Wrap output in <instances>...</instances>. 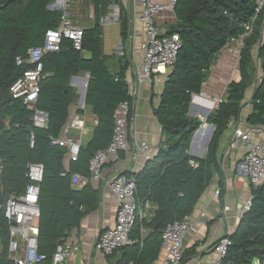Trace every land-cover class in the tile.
<instances>
[{"label": "trees", "instance_id": "16d2710c", "mask_svg": "<svg viewBox=\"0 0 264 264\" xmlns=\"http://www.w3.org/2000/svg\"><path fill=\"white\" fill-rule=\"evenodd\" d=\"M87 1L93 7V20L84 26L81 49L73 48L71 39L63 36L59 50L46 52L40 60L36 106L48 114L47 126L40 128L32 123L31 109L13 98L9 87L23 71L34 67L28 62L17 65L16 57L42 45L45 31L57 27L63 11L48 8L55 0H0V264H11L7 259L9 237L3 205L27 184L29 163L43 165L37 245L45 259L38 264H51L57 244L99 205V189L89 181V160L109 143L118 103L131 100L126 80L129 57L123 53L112 62L111 56L104 53L101 19L114 3L125 48L129 18L120 0ZM254 10L255 0H177L175 22L166 31L177 33L181 46L163 82L160 101L152 108L161 135L166 138L139 170L124 172L135 180V199L140 209L145 213L148 203L150 214L136 219L130 235L133 242L119 248L121 255L111 264H152L158 258L166 224L192 213L219 173L221 136L231 120H239L245 103L250 105L245 122L264 127V7L252 20ZM239 36L242 46L237 60L238 79L226 85L223 100L205 119L214 127L206 154L191 155L190 141L200 126L199 119L190 114L191 96L202 90L217 54L231 37ZM86 52L89 56H84ZM257 62L261 73L258 77ZM81 72L89 73L85 106L96 117V125L88 143L81 145L77 159L66 168V148L53 144L50 138L57 137L67 122L69 107L78 97L70 78ZM74 175L87 182L81 188L74 187ZM250 197L249 208L236 230L224 235L230 244L221 264L264 261V180L258 186L250 185ZM191 257L192 252L183 251L180 264Z\"/></svg>", "mask_w": 264, "mask_h": 264}, {"label": "built area", "instance_id": "2783aa9c", "mask_svg": "<svg viewBox=\"0 0 264 264\" xmlns=\"http://www.w3.org/2000/svg\"><path fill=\"white\" fill-rule=\"evenodd\" d=\"M177 0H135L139 8L138 19L142 26L143 39L138 44L139 59L136 60L134 53L131 60L133 78L127 81L128 93L131 100L126 99L118 103L113 114L114 126L111 139L107 146L95 152L89 160V174L92 180L98 181L102 178V169L106 162L118 163L121 156L129 150V136L131 125L136 119L133 104L137 100L140 88L145 82L162 83L172 65L176 61L180 49V39L177 33H167L160 29L158 18L162 14H173ZM65 5V3L63 4ZM59 7V6H58ZM61 7V6H60ZM264 0H255V10L252 20L263 9ZM53 9V8H52ZM135 29L134 24L132 25ZM84 26L73 21L69 11L63 10L62 16L56 28L45 31L42 45L31 47L25 56L16 57V64L25 62L34 64L18 76L11 86L9 92L13 98L31 109V120L34 126L45 128L47 126L48 114L45 110L36 106L37 96L40 90L41 80V58L49 51L59 50L61 38L64 36L71 39L73 48L81 49ZM232 46L236 48V60L239 58L242 46V37H231L223 49L229 50ZM223 100L222 97H211L204 91L194 93L191 96L190 111H193L202 127H209L206 122L207 115L213 111ZM80 125V122H77ZM243 121L229 122L233 128L234 135L240 140L244 147V154L238 167L246 176L252 186L260 185L264 180V137L255 133L260 131L257 125H245ZM53 144L66 148V156L69 161L77 159L81 142L74 135L70 125L62 127L57 137H51ZM33 145V135L30 136V146ZM153 151L146 140H137L135 154L147 161L153 156ZM191 164L193 162L191 161ZM2 169L0 160V171ZM28 182L18 193L11 194L3 205V213L8 225V247L7 259L11 264H38L45 259L43 253H39L37 245L38 218L40 210L38 206L39 183L43 175L41 163H29L27 170ZM109 190L117 202L114 224L103 229L94 244V248L104 256L113 255L119 248L130 245L131 230L137 218L144 216L135 199V180L124 173L114 175L107 183ZM219 195L216 189L214 196ZM250 195L242 204L237 220L244 211L249 208ZM147 205V203H146ZM145 205V206H146ZM224 210L228 206H224ZM192 213L181 219L173 220L166 224L161 232V248L165 251V257L161 264H180L183 257V242L186 233L192 227ZM144 229L142 230V232ZM230 240L227 237L219 238L213 245L215 257L209 264H221ZM77 250L76 244L68 237L57 244L51 256V264H67Z\"/></svg>", "mask_w": 264, "mask_h": 264}, {"label": "crops", "instance_id": "0c3cea01", "mask_svg": "<svg viewBox=\"0 0 264 264\" xmlns=\"http://www.w3.org/2000/svg\"><path fill=\"white\" fill-rule=\"evenodd\" d=\"M128 12L129 18V37L126 43V48H131L133 40L137 39L138 44L143 39L142 26L139 21V8L135 0H120ZM114 5V3L112 4ZM59 8L61 5H58ZM111 4L109 5V7ZM114 7H117L114 5ZM106 16V15H105ZM171 16L169 21H165L166 17ZM93 18V17H92ZM103 18V17H102ZM174 15L165 13L159 16L158 24L161 30L166 31L167 27L174 23ZM116 23L118 27V38L120 40V29L117 18ZM79 24V23H78ZM89 23L88 25H91ZM103 30V49L104 53L111 56V61H115L114 52H109L105 48L104 42V27ZM135 29L133 30L132 25ZM87 24H85L86 26ZM167 25V26H165ZM166 27V28H165ZM264 36V29H263ZM117 41V42H118ZM136 41V40H135ZM137 44V43H136ZM122 45V43H121ZM123 48V45H122ZM138 51V49H136ZM136 60L139 59V53ZM84 56H89L86 52ZM113 57V58H112ZM129 68L126 72V80L133 78V61L131 56ZM232 59V58H231ZM229 56H217L213 66L211 67L210 74L203 84L202 91L211 97H224L226 85L221 90V82L218 79L228 76V65L231 60ZM89 79V73L81 72L73 75L70 78V85L73 86L81 95L77 93V100H75L69 107V115L67 123L71 127L74 135L80 138L81 145H85L90 140L93 128L96 125V117L91 113L90 109L85 106V92ZM234 78L233 80H236ZM164 82V80H163ZM163 82L156 84L153 82H145L140 88L137 100L133 104V111H135L136 119L134 124L131 125L129 136V150L122 154L121 161L118 163L106 162L102 169V178L98 181L92 180L90 182L94 188L99 189L100 201L97 209L87 213L81 220L80 225L73 228L69 232V239L72 240L77 250L74 255L67 260V264H111L118 259L121 255L120 251H116L111 256H104L94 248V244L98 238L99 233L114 224L115 214L117 210V202L114 195L108 188V181L118 173L135 172L144 165V159L140 156L133 157L135 154V147L137 140H146L153 153L156 152L159 144L165 140V136L161 135V128L157 119L152 113V108L156 107L160 101V93L162 91ZM230 82V81H229ZM250 111V105L245 103L239 120L245 122L246 115ZM193 114V111H190ZM80 122V125L77 124ZM246 123V122H245ZM247 124V123H246ZM245 124V125H246ZM202 127L201 123L199 128L193 133L190 141L188 152L191 155L203 157L208 148V144L213 133L214 127ZM248 125V124H247ZM260 131L255 134L259 137H264V127L258 126ZM88 137L84 140L83 137ZM244 154V147L240 140L235 137L233 128L229 127L221 136L219 144V173L215 175L213 182L205 189L199 201L192 211V227L186 233L183 242V251L193 253L191 257L184 264H209L215 257L213 251V243L226 234L233 233L238 225L236 215L238 214L242 204L250 195V184L239 169L238 164ZM68 160L66 154L64 158V165L67 168ZM220 176V179H219ZM220 181V182H219ZM87 182L86 178L80 175L72 177L73 186L81 188ZM216 189H219V195L214 196ZM1 190V189H0ZM224 206H228L224 210ZM147 210H151V205H146ZM1 248V245H0ZM165 257V251L161 248L158 258L152 264H161Z\"/></svg>", "mask_w": 264, "mask_h": 264}, {"label": "rangeland", "instance_id": "374dc122", "mask_svg": "<svg viewBox=\"0 0 264 264\" xmlns=\"http://www.w3.org/2000/svg\"><path fill=\"white\" fill-rule=\"evenodd\" d=\"M65 3V5H63ZM58 5H61V7L59 8ZM115 5V4H114ZM114 5L111 4V6H108V10L106 12V16L104 15L103 18L101 19V23H103L105 25L104 27V42H105V48H108L109 45V52H114L115 57L116 56H121L123 53L128 56H134L135 58H137L138 54L136 52H138L140 54L139 51H137V47H138V41L137 39L133 40L131 48L128 50L125 46V48H122V45L120 43L119 38H118V27L116 26V23L113 24L112 22H117V18H118V8L114 7ZM50 7V6H49ZM55 9V10H59L60 9L63 11L64 9L66 11H69L71 18L73 21L79 23L81 26H85V24H89L92 22L93 20V7L92 5L87 1V0H55V2L53 3V5L49 8V9ZM171 18V16L166 17L165 21H169V19ZM167 26V25H165ZM166 28V27H165ZM263 40H264V36H263ZM118 41V42H117ZM137 43V44H136ZM235 46H232L229 50L227 49H222L217 56H229L230 57V61H229V65H228V76L222 77L220 80L221 84V90L224 89L223 86H225L226 84L229 83V81L233 80L234 78H237L238 76V69H237V60H236V56H238L235 53ZM260 67H259V63L257 62V77L260 76V71H259ZM78 95L80 96L81 93L80 91L78 92ZM250 94V89L248 91V94ZM191 114V113H190ZM193 115V114H192ZM88 136L85 135L83 137V139L85 140ZM254 264H264V261L262 263H260L259 261H256Z\"/></svg>", "mask_w": 264, "mask_h": 264}, {"label": "water", "instance_id": "95a60500", "mask_svg": "<svg viewBox=\"0 0 264 264\" xmlns=\"http://www.w3.org/2000/svg\"><path fill=\"white\" fill-rule=\"evenodd\" d=\"M52 5H53V4H51V5H49V6L51 7ZM49 6H48V8H50ZM210 127L213 128L212 125H211ZM2 201H3V197H2V192H1V190H0V207H1V205H2Z\"/></svg>", "mask_w": 264, "mask_h": 264}]
</instances>
